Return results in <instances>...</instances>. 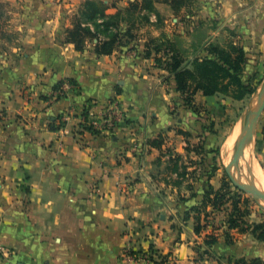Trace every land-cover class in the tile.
Listing matches in <instances>:
<instances>
[{
    "label": "crops",
    "instance_id": "1",
    "mask_svg": "<svg viewBox=\"0 0 264 264\" xmlns=\"http://www.w3.org/2000/svg\"><path fill=\"white\" fill-rule=\"evenodd\" d=\"M85 1L0 0V264H142L122 258L127 247L140 254L153 249L174 264L264 262V242L250 232L229 230L228 242L223 225L212 230L207 223L196 234L188 210L209 185L221 186L207 152L215 139L206 128L222 110L221 94L196 92L188 106L168 72L151 60L122 49L97 56L96 41L76 51L66 30ZM100 1L114 14L135 0ZM200 1L185 26L175 18L186 12L155 3L165 25L157 27L151 14L153 37L170 38L184 54L209 44L240 45L247 53L243 79L259 77L264 0ZM215 17L230 41L206 26ZM68 81L71 89L57 98L55 87ZM112 100L122 114L112 132L78 141L51 129L67 113L73 128L83 110L97 114ZM260 125L255 147L261 155L263 116ZM156 139L160 148L150 145ZM211 234L218 238L208 247Z\"/></svg>",
    "mask_w": 264,
    "mask_h": 264
},
{
    "label": "trees",
    "instance_id": "2",
    "mask_svg": "<svg viewBox=\"0 0 264 264\" xmlns=\"http://www.w3.org/2000/svg\"><path fill=\"white\" fill-rule=\"evenodd\" d=\"M185 0H135L129 3L125 11H117L114 14H108L110 6L100 0H86L74 15L72 27L66 30V42L73 44L74 49L78 52L86 50L88 43L96 41L94 52L97 56L111 55L114 50L123 42V37L127 40L135 38L132 29L135 27L133 23L124 21L128 25V29L122 30L120 24L123 22L124 15L137 14L141 16L145 22L150 23V14H154L157 22L161 20L159 13L155 9V3H167L173 12H177ZM1 8V4H0ZM3 34V21L0 14V39ZM152 39L151 41H154ZM150 41V42H151ZM169 42V41H168ZM172 46V45H171ZM148 43L146 44V49ZM206 55L202 58H195L191 62V66H183L182 61L177 59L176 55L169 58L165 70L175 82L176 91L180 94L189 93L192 97L196 92H202L204 96H212L216 94H224L234 100L243 101L249 98L255 92V87L251 86L248 81L242 77L244 66L247 62V53L243 47L237 44L229 43L225 47L209 44L204 49ZM151 56V51L145 52V59ZM158 62L160 60L156 59ZM69 82V81H68ZM70 83V82H69ZM71 84V83H70ZM60 85V84H59ZM55 87V91L58 89ZM253 96V95H252ZM187 98L185 104L192 106V102ZM191 103V104H190ZM82 117H88V111L83 110ZM52 130H57L51 127ZM161 141L159 139L150 142V145L160 148ZM216 169L214 168L212 172ZM213 173L211 174V176ZM227 185L223 182L218 190L209 185L207 191L204 192L202 205L209 204L215 208L225 197L223 190ZM194 209H192L193 211ZM196 213V211H195ZM197 211V215H198ZM245 211L235 203L232 209L227 213V219L224 222L226 230L225 238L230 242L229 230H237L238 232H250L258 240L264 242V222L248 223L246 221ZM194 216L195 227L194 232L199 234L206 227V223H201L200 217ZM216 235H209L204 240V244L208 247L217 242ZM150 254H156L150 249ZM151 258V257H150ZM163 260L165 257H160ZM153 260V259H152ZM234 264H264L260 259L245 260L238 259Z\"/></svg>",
    "mask_w": 264,
    "mask_h": 264
},
{
    "label": "rangeland",
    "instance_id": "3",
    "mask_svg": "<svg viewBox=\"0 0 264 264\" xmlns=\"http://www.w3.org/2000/svg\"><path fill=\"white\" fill-rule=\"evenodd\" d=\"M200 8V0L183 1L179 10L174 12V14H180L182 11L186 12V14L183 16L180 15L178 18L176 17V24L184 26L189 25L192 22V17L200 12ZM149 16L151 17V14ZM122 19L123 22L120 24V27L123 31L128 29V25L124 21H127L129 25H131L130 23L134 24L135 27L132 29V32L135 35V38L127 40V37H123V42L116 49H122L126 52V54H130V56L135 58H144L145 52L149 49V51H151V56L147 60H151L154 68L165 70V68H167V63L170 62L169 58L173 55H176L177 59L182 61L183 66H191L190 64L195 58H202L206 55L204 49V52L202 50L198 51L196 49H189L187 54H184L181 50L178 52V50L171 46L172 44L168 42L170 38H167L166 36H160L157 38L153 37L150 32V23L145 22L142 17L137 14L124 15ZM156 24L157 27L165 25L164 18H161L159 22L156 21ZM223 25L224 24H222L221 18L217 17L210 19V23L206 24V26L211 29V32L220 29ZM145 30L148 32L146 33ZM219 33L218 37H221L222 40L227 38L230 41L232 38L226 27L221 28ZM152 39L155 40L151 41ZM147 43L148 47L146 49ZM156 59L160 61L158 62ZM249 78L248 82L252 87L254 86L256 88L255 92L259 91L261 95H264V70L263 72H260L259 77L254 78V76H250ZM193 96L191 97L189 93L180 94L184 104L187 98H190L189 100L192 102L194 100ZM225 97L224 94L218 96V99L220 100L219 104L222 107V110L217 116H213V118L209 117V122L206 123V128L212 136L211 139H215L211 143L209 150H207V152H209L213 157L211 167L220 170V182L221 184L224 182L227 185V188L223 190L225 197L222 201L224 204H220L219 206L213 208L209 204L202 205V201H200L196 205L188 208L189 212L192 213L193 216H196L198 211L199 214L197 216L200 217L201 223H210L212 230L219 225H223V227L226 228L224 222L227 219V213H229L232 209L233 203H236L242 211L247 213L245 218L246 221L248 219L255 221L259 219L264 222V201L258 199L254 195L245 193L236 188L228 175V172H231L236 178L238 184L244 188L259 189L261 184H259V182H261L260 177H264V154L260 155L261 149H257L255 147V141L256 135L261 129L259 122L261 121L262 116L264 117V111L253 125L252 129L248 131L244 148L241 150L239 158L233 166L230 167L233 156L235 155L238 144L242 138L244 122L253 117L256 109L250 110L249 107V101L252 95L249 98L244 99L242 102L234 100L228 96ZM197 111L198 110L196 109V112ZM227 141L232 142L233 148L231 149L232 152H229L231 157L230 162L225 165L222 161V156L226 150L225 147ZM259 171H261V173H258ZM192 209L194 210L192 211ZM204 220H206V222Z\"/></svg>",
    "mask_w": 264,
    "mask_h": 264
},
{
    "label": "built area",
    "instance_id": "4",
    "mask_svg": "<svg viewBox=\"0 0 264 264\" xmlns=\"http://www.w3.org/2000/svg\"><path fill=\"white\" fill-rule=\"evenodd\" d=\"M71 89V84L69 82H64L59 85L58 89L55 91L54 95L57 98L64 96L65 92ZM2 118V113L0 112V119ZM71 119L70 113L62 115L58 119L57 131L61 135H71L72 137L82 140L84 134L91 136H97L102 132H112L118 123L122 120V114L118 109L117 101L112 100L108 102L99 113L90 114L88 117H80V122L76 124L73 128H68V123ZM151 257V258H150ZM122 258L126 261H135L142 264H174V260L171 257H165L162 259L157 254H140V252L133 251L131 248L127 247ZM153 259V260H152Z\"/></svg>",
    "mask_w": 264,
    "mask_h": 264
},
{
    "label": "water",
    "instance_id": "5",
    "mask_svg": "<svg viewBox=\"0 0 264 264\" xmlns=\"http://www.w3.org/2000/svg\"><path fill=\"white\" fill-rule=\"evenodd\" d=\"M261 98L262 99L260 101V105L255 110V112L253 114V117L250 118V119H247L244 122V126H243V129H242V138H241V140H240V142L238 144L237 151H236L235 155L233 156V160H232V163H231L230 167L233 166V164L239 158L240 152L244 148L245 141H246V138H247V135H248V131L252 129L253 125L255 124V122L258 120V118L260 117V115L264 111V95H261ZM228 175L231 178V180L233 181L234 186L236 188L240 189L241 191H243L245 193L254 195L258 199L264 201V192L263 191H261L260 189H257V188H244V187H242L241 185L238 184V182L236 181V178L232 175L231 172H228Z\"/></svg>",
    "mask_w": 264,
    "mask_h": 264
},
{
    "label": "bare ground",
    "instance_id": "6",
    "mask_svg": "<svg viewBox=\"0 0 264 264\" xmlns=\"http://www.w3.org/2000/svg\"><path fill=\"white\" fill-rule=\"evenodd\" d=\"M261 93L259 92V91H256L254 94H253V96L251 97V99H250V101H249V103H250V105H249V107H250V110H252V109H257V107H259V105H260V101H261V95H260ZM248 107V108H249ZM252 112V111H251ZM250 140V139H249ZM248 145H250V144H248ZM246 147H247V145H246ZM226 150H225V152H224V154H223V156H222V161H223V163L226 165V164H228L229 162H230V153L232 152L231 151V149L233 148L232 147V142L231 141H227V143H226ZM231 151V152H230ZM230 152V153H229ZM246 152V151H245ZM258 169V168H257ZM260 170V169H259ZM258 171V170H257ZM258 173H261V171H259ZM262 175V174H261ZM257 180H259V179H257ZM260 181L261 182H259V184H260V187H259V189L261 190V191H263L264 192V177L262 176V177H260ZM258 182V181H257ZM259 184H258V186H259ZM257 185V184H256Z\"/></svg>",
    "mask_w": 264,
    "mask_h": 264
}]
</instances>
